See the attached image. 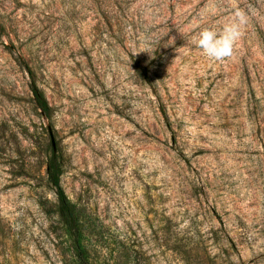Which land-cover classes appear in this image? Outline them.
<instances>
[{"label":"rangeland","instance_id":"obj_1","mask_svg":"<svg viewBox=\"0 0 264 264\" xmlns=\"http://www.w3.org/2000/svg\"><path fill=\"white\" fill-rule=\"evenodd\" d=\"M53 151L100 261L264 264V0H0V264H81Z\"/></svg>","mask_w":264,"mask_h":264},{"label":"trees","instance_id":"obj_2","mask_svg":"<svg viewBox=\"0 0 264 264\" xmlns=\"http://www.w3.org/2000/svg\"><path fill=\"white\" fill-rule=\"evenodd\" d=\"M27 71L29 73V87L34 96V100L42 113L50 118L52 116V106L38 86L37 73L29 65H27ZM63 169V156L53 151L48 157V175L56 192L58 212L72 237L75 254L81 264H109L104 263L105 260L102 262L97 257L92 256V246L90 245V241L87 240L89 236L84 210L73 202L66 193L61 182ZM134 264L138 263L135 262Z\"/></svg>","mask_w":264,"mask_h":264},{"label":"clouds","instance_id":"obj_3","mask_svg":"<svg viewBox=\"0 0 264 264\" xmlns=\"http://www.w3.org/2000/svg\"><path fill=\"white\" fill-rule=\"evenodd\" d=\"M247 22L246 13L236 10L232 19L223 26L221 31L218 32L215 28H205L199 33V38L194 40V43L206 57L215 61H223L233 55Z\"/></svg>","mask_w":264,"mask_h":264}]
</instances>
